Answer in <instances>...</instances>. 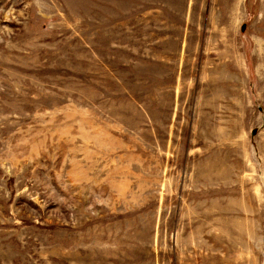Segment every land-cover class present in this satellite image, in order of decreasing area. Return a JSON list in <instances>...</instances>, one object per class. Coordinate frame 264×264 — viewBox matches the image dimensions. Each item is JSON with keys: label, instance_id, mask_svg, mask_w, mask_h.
Masks as SVG:
<instances>
[{"label": "rangeland", "instance_id": "rangeland-1", "mask_svg": "<svg viewBox=\"0 0 264 264\" xmlns=\"http://www.w3.org/2000/svg\"><path fill=\"white\" fill-rule=\"evenodd\" d=\"M0 264H264V0H0Z\"/></svg>", "mask_w": 264, "mask_h": 264}, {"label": "water", "instance_id": "water-1", "mask_svg": "<svg viewBox=\"0 0 264 264\" xmlns=\"http://www.w3.org/2000/svg\"><path fill=\"white\" fill-rule=\"evenodd\" d=\"M244 28H245V25L242 26V30H244Z\"/></svg>", "mask_w": 264, "mask_h": 264}]
</instances>
